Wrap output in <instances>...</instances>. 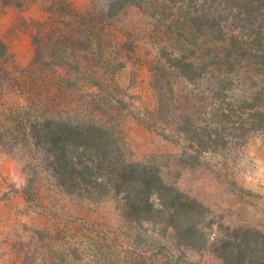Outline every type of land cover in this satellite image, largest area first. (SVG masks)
I'll return each mask as SVG.
<instances>
[{
	"label": "rangeland",
	"instance_id": "374dc122",
	"mask_svg": "<svg viewBox=\"0 0 264 264\" xmlns=\"http://www.w3.org/2000/svg\"><path fill=\"white\" fill-rule=\"evenodd\" d=\"M104 6L102 0H0L7 49L0 60V264H222L215 250L226 229L264 234V131L243 144L229 137L227 148L204 153L199 165L180 164L186 142L158 117L154 72L162 68L172 82L171 114L185 111L205 126L223 101L249 99L255 91L264 111V66L235 55L226 43L196 41L179 10L160 1L155 8L162 16L129 5L103 31L96 26L87 51L79 43L70 47V16L77 14L76 26L90 13L96 25ZM223 25L230 35V20ZM34 37L41 48L57 44L52 52L62 58L60 66L33 62ZM185 49L200 65L190 82L168 65L170 55ZM93 76L100 77L99 88ZM45 119L114 131L129 162L155 165L164 184L209 210L210 247L195 252L171 230L127 221L118 199L66 194L50 169V151L34 148L26 135Z\"/></svg>",
	"mask_w": 264,
	"mask_h": 264
},
{
	"label": "trees",
	"instance_id": "16d2710c",
	"mask_svg": "<svg viewBox=\"0 0 264 264\" xmlns=\"http://www.w3.org/2000/svg\"><path fill=\"white\" fill-rule=\"evenodd\" d=\"M102 1L105 6L98 16L95 15L96 25H91L93 17H90V13H87L89 17H82L80 25L77 22L76 26L72 25V21L77 14L70 16V24L68 22L66 28L68 36L73 37L67 39L70 47L74 48L79 43L87 51L92 45L96 26L100 25L98 29L103 31L104 23L115 18L129 5L153 17L162 16L155 8L160 1V4L179 10L182 26L197 36L196 41L203 38L212 43H226L235 55L264 66V0ZM225 19L230 20V35L224 30ZM41 26L44 27V24ZM78 36L86 37L79 40ZM33 44L36 46L34 63L49 69L60 66L62 58L52 52L57 44L53 43L50 47L47 42L41 48L36 37L33 38ZM46 52L47 60L44 56ZM6 54V45L0 39V60ZM194 54L185 49L184 54L170 55L168 60L172 71L188 82L199 77L200 65L193 62ZM163 71L157 68L154 72L158 117L165 124H173L175 131L184 137L186 145L180 155V164L199 165L204 153L227 148L229 137L243 144L252 134L264 131L262 100L256 91L250 94L249 99L223 101L224 106L219 104L214 109L211 121L206 122L205 126L195 125L185 111L181 116L174 117L171 114L173 103L176 102L173 100L174 89L169 75ZM99 81V76H93V87L99 88ZM181 110L178 108L177 113H181ZM26 135L32 140L34 148L50 151L48 160L53 158L50 169L56 184L66 194L93 202L118 199L127 221L171 230L176 240L195 252L210 247L206 233V230L211 229L209 210L176 187L164 184L155 165L129 162L114 131L93 124L78 125L66 120L45 119L30 127ZM25 195L28 196V193L25 192ZM225 231V239L215 250L223 264H264L262 232L246 227Z\"/></svg>",
	"mask_w": 264,
	"mask_h": 264
},
{
	"label": "crops",
	"instance_id": "0c3cea01",
	"mask_svg": "<svg viewBox=\"0 0 264 264\" xmlns=\"http://www.w3.org/2000/svg\"><path fill=\"white\" fill-rule=\"evenodd\" d=\"M222 263V262H221ZM223 264V263H222Z\"/></svg>",
	"mask_w": 264,
	"mask_h": 264
}]
</instances>
